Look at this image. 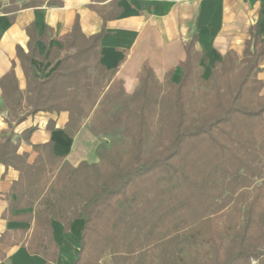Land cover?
Instances as JSON below:
<instances>
[{
    "label": "trees",
    "instance_id": "1",
    "mask_svg": "<svg viewBox=\"0 0 264 264\" xmlns=\"http://www.w3.org/2000/svg\"><path fill=\"white\" fill-rule=\"evenodd\" d=\"M65 1L0 0V12L14 22L21 10ZM93 7L104 19L102 31L87 36L77 20L47 59L37 42L48 43L51 29L38 36L29 25L28 51L17 47L26 89L14 68L0 79L9 124L0 139V164L19 171L3 217L34 221L31 233L6 232L3 242L22 244L55 264L52 219L66 232L83 219L73 264H101L107 254L112 264H264V41L258 24L250 28L243 56L230 51L208 78V58L194 35L185 45L179 81L171 70L161 82L145 66L130 94L118 68L102 62L106 24L121 7L117 0ZM34 58L56 64L55 70L38 77ZM40 112H68L64 130L71 138L87 132L112 140L98 144L97 162L73 166L55 156L49 142L34 146L38 156L29 163L12 130ZM26 208L35 213L12 215Z\"/></svg>",
    "mask_w": 264,
    "mask_h": 264
},
{
    "label": "crops",
    "instance_id": "2",
    "mask_svg": "<svg viewBox=\"0 0 264 264\" xmlns=\"http://www.w3.org/2000/svg\"><path fill=\"white\" fill-rule=\"evenodd\" d=\"M23 1L20 0V3ZM111 1L66 0L62 7L43 5L36 9H24L16 13L14 22L8 14L0 12V79L14 68L21 90L26 89L27 81L17 47L28 51L29 25L34 26L38 36L44 34L47 27L51 29L48 43L37 42L39 54L47 59L53 46L61 47L58 38L69 33L77 20L85 35L100 33L104 19L93 6L108 7ZM117 1L121 12L106 24V33L101 41L102 62L108 68H118L117 77L124 81L130 94L138 87L145 66L151 67L158 79L165 78L173 70L172 79L179 81L182 75L179 65L186 57L185 45L194 35L197 37V50L204 52L208 58L204 65L207 78L215 62L230 51L243 56L245 43L251 37L250 28L256 23L259 36L264 41V0ZM32 65L36 75L42 79L56 68V64L40 58H34ZM260 66L259 78L264 81V58ZM3 105L0 85V139L3 132L9 129L8 114ZM68 119V112H40L14 125L13 140L19 142V153H27L28 162L33 163L38 156L34 146L52 142L53 154L64 156L74 166L89 161L83 143L94 137L83 132L71 138L64 130ZM30 128L35 130L26 141L22 135ZM79 142H83L80 147ZM18 178L19 171L0 164V264H46L43 256L31 253L26 246L2 240L6 232L26 230L31 233L34 229V221L3 217L9 207L6 196ZM31 213H35V208L12 211L13 216ZM83 226V219H75L66 232L61 222L52 219L53 236L59 247L55 264L75 262L81 248Z\"/></svg>",
    "mask_w": 264,
    "mask_h": 264
},
{
    "label": "rangeland",
    "instance_id": "3",
    "mask_svg": "<svg viewBox=\"0 0 264 264\" xmlns=\"http://www.w3.org/2000/svg\"><path fill=\"white\" fill-rule=\"evenodd\" d=\"M203 76L205 78H207V75L205 74V72H204ZM159 80L161 82H164L165 78H161ZM85 125L86 126L89 125V120H87L85 122ZM116 138L122 139V137H121L120 134H117L116 135ZM111 140H112V138L109 137V136H97V137H94L92 140H90L88 142H85V143L79 142L78 146L80 147L81 144L83 143L84 148H85L86 153H87V156H88L89 162H93V160H97L98 161V158H96V153H95L98 144L101 143V142H103V141L104 142H107V143H110ZM101 264H112L111 263V256H110V254H107V255L104 256V258L101 261Z\"/></svg>",
    "mask_w": 264,
    "mask_h": 264
}]
</instances>
